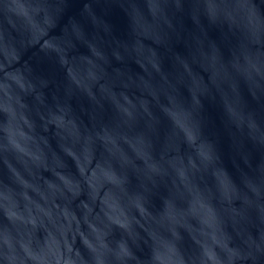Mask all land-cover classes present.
<instances>
[{
    "label": "water",
    "instance_id": "95a60500",
    "mask_svg": "<svg viewBox=\"0 0 264 264\" xmlns=\"http://www.w3.org/2000/svg\"><path fill=\"white\" fill-rule=\"evenodd\" d=\"M0 264H264V0H0Z\"/></svg>",
    "mask_w": 264,
    "mask_h": 264
}]
</instances>
